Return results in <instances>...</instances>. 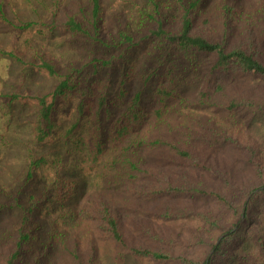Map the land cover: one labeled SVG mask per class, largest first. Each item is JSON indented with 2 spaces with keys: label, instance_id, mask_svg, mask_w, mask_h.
Segmentation results:
<instances>
[{
  "label": "trees",
  "instance_id": "1",
  "mask_svg": "<svg viewBox=\"0 0 264 264\" xmlns=\"http://www.w3.org/2000/svg\"><path fill=\"white\" fill-rule=\"evenodd\" d=\"M150 2L154 11L142 5L136 17L145 29L114 41L101 34L102 0L64 10L61 30L104 56L61 75L40 55L30 65L61 75L54 89L8 96L36 107L35 142L56 131L70 139V164L55 159L53 176L39 181L36 170L51 162L33 158L29 189L0 187V220L18 214L0 264H264V140L252 132L264 115V0H180L176 20ZM0 18L8 22L1 3ZM0 55L26 63L12 49ZM58 100L77 113L65 130ZM176 102L183 118L171 117ZM88 173L99 180L78 194Z\"/></svg>",
  "mask_w": 264,
  "mask_h": 264
},
{
  "label": "rangeland",
  "instance_id": "2",
  "mask_svg": "<svg viewBox=\"0 0 264 264\" xmlns=\"http://www.w3.org/2000/svg\"><path fill=\"white\" fill-rule=\"evenodd\" d=\"M156 1L160 3L164 16L176 20L181 9L180 0ZM86 2L87 0H0L8 17V22L0 18V48L12 49L26 61L22 63L17 58L0 55V187L9 194L29 189L23 188V183L25 171L33 158L46 156L51 162L36 170L34 178L39 181L42 177L53 176L54 169L56 170L53 165L55 159H63L60 166L70 164V155L67 154V143H70L67 140L70 139L63 138L56 131L46 142H35L32 126L36 107L32 101L10 103L8 96L15 93H49L69 67L85 66L95 55L104 56L100 46L91 45L86 38L73 37L61 30L64 10H77L79 3L86 7ZM102 5L104 12L101 34L107 41H114L120 31L127 27H132L135 33L145 29L137 28L136 22L138 9L142 5H146L151 12L154 11L150 0H102ZM26 22H34V25L26 29L16 27ZM25 40L29 41L28 46ZM40 55L52 59L61 75L48 76L35 70L30 62H36ZM107 76L115 81L117 74L112 71ZM56 106L54 118L61 130H65L76 121L75 105L73 102L58 100ZM185 111L188 109L176 102L171 117L183 118L182 112ZM252 132L256 139L264 140V115L258 118ZM232 169L237 176L247 174L240 164ZM98 180L95 173L79 177L78 194L92 189ZM17 220V211L0 220V250L5 244L2 242L4 232L12 231Z\"/></svg>",
  "mask_w": 264,
  "mask_h": 264
},
{
  "label": "water",
  "instance_id": "3",
  "mask_svg": "<svg viewBox=\"0 0 264 264\" xmlns=\"http://www.w3.org/2000/svg\"><path fill=\"white\" fill-rule=\"evenodd\" d=\"M262 188V187H261ZM261 188H258V189H256L255 191H257V190H259V189H261ZM237 227V226H236ZM236 227L234 228V230L236 229ZM226 234H222L221 236H220V239L222 238V237H224Z\"/></svg>",
  "mask_w": 264,
  "mask_h": 264
}]
</instances>
